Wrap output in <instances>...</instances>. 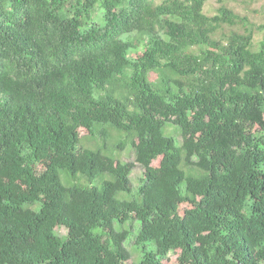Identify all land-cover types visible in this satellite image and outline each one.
<instances>
[{
  "label": "trees",
  "instance_id": "obj_1",
  "mask_svg": "<svg viewBox=\"0 0 264 264\" xmlns=\"http://www.w3.org/2000/svg\"><path fill=\"white\" fill-rule=\"evenodd\" d=\"M205 2L0 0V264H264V24Z\"/></svg>",
  "mask_w": 264,
  "mask_h": 264
},
{
  "label": "rangeland",
  "instance_id": "obj_2",
  "mask_svg": "<svg viewBox=\"0 0 264 264\" xmlns=\"http://www.w3.org/2000/svg\"><path fill=\"white\" fill-rule=\"evenodd\" d=\"M160 1V0H157ZM221 0H206L205 5H204V12L208 14H212L216 11V8L219 5V2ZM226 4H228L230 7H233L235 10L239 12H243L248 15L250 20L254 21L257 24H264V0H222ZM264 34L263 31H256L255 32V38L259 39L261 35ZM167 128L170 127L169 124L166 126ZM109 129H112L111 127L108 126ZM118 139V138H117ZM118 140L112 139V136H107L104 140V142L107 144H113L116 143ZM103 141H101L102 143ZM91 146L94 145L93 143H90ZM82 145H86L83 143ZM117 149V148H116ZM107 153L113 155L116 158H120L122 160H134V152L130 145H127L123 150L117 151V150H112L108 151ZM142 168L139 164H135L134 167L132 168V172L130 174L131 182L136 186L138 184V178L141 175ZM106 176V175H105ZM119 197H122V194L119 195ZM115 229H121L122 227L127 228L128 224H124L123 226L119 225L117 222L115 223ZM133 231L136 230L137 228V223L133 222L132 224ZM60 232H64L63 229L60 230ZM133 237H129L125 241V245L129 250V253L131 255L132 260L135 263H138L141 257L142 253V247L137 246L136 244L133 245ZM133 245V246H132ZM148 249H152L151 245L147 246Z\"/></svg>",
  "mask_w": 264,
  "mask_h": 264
}]
</instances>
